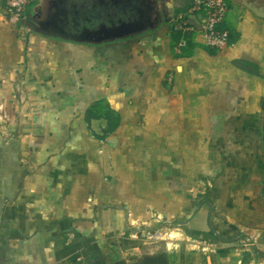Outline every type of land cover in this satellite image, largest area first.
I'll use <instances>...</instances> for the list:
<instances>
[{"label": "crops", "instance_id": "1", "mask_svg": "<svg viewBox=\"0 0 264 264\" xmlns=\"http://www.w3.org/2000/svg\"><path fill=\"white\" fill-rule=\"evenodd\" d=\"M252 1L264 5L227 0L220 51L191 0L165 1L172 21L156 31L101 45L18 32L0 10V264H264ZM179 14L195 30L176 41ZM155 231L178 237L135 238Z\"/></svg>", "mask_w": 264, "mask_h": 264}, {"label": "water", "instance_id": "2", "mask_svg": "<svg viewBox=\"0 0 264 264\" xmlns=\"http://www.w3.org/2000/svg\"><path fill=\"white\" fill-rule=\"evenodd\" d=\"M161 2L162 0H152V7L150 10L147 9L146 11L141 9L139 4L136 3L135 12L137 13L138 19L135 21L119 22L118 25L111 26L102 25L97 29L85 28L76 34L68 33L65 28L61 27L57 22L47 23L45 20H41V16L44 14L42 8L47 10L48 4L52 2H46L42 7L32 11L27 18L21 20V24L44 37L71 40L82 44L101 45L138 38L145 33L156 31L169 14L167 8L164 7L162 9L158 7ZM60 4L64 5V2L62 3L60 1ZM243 5L255 16L264 19V5H261L259 1L244 2ZM60 12H62V15L65 13V11L58 10V12L55 13L56 18H59ZM171 21L172 18H168L165 20V23H170Z\"/></svg>", "mask_w": 264, "mask_h": 264}, {"label": "flooded vegetation", "instance_id": "3", "mask_svg": "<svg viewBox=\"0 0 264 264\" xmlns=\"http://www.w3.org/2000/svg\"><path fill=\"white\" fill-rule=\"evenodd\" d=\"M60 1L64 2V5H61ZM165 1L162 0L163 3H159L158 7L166 8ZM51 2L48 4L49 6L47 5V10L42 8L44 14H42L41 20H45L47 23L57 22L72 34L79 33L85 28L97 29L102 25L111 26L118 25L119 22L135 21L138 19L135 12L136 3L145 11L152 7V0H52ZM58 10L65 11V13L63 12L64 15H62L60 12L61 16L56 18L55 13ZM168 18H171L169 14L162 24Z\"/></svg>", "mask_w": 264, "mask_h": 264}, {"label": "built area", "instance_id": "4", "mask_svg": "<svg viewBox=\"0 0 264 264\" xmlns=\"http://www.w3.org/2000/svg\"><path fill=\"white\" fill-rule=\"evenodd\" d=\"M32 0H0V10L14 25H20L27 18L28 6ZM227 0H191L188 14L196 16L199 29L203 34L206 45L217 50H223L229 45L230 34L220 26L228 14ZM173 31L181 34L193 32L186 15L179 14L173 20ZM157 238V237H156Z\"/></svg>", "mask_w": 264, "mask_h": 264}, {"label": "rangeland", "instance_id": "5", "mask_svg": "<svg viewBox=\"0 0 264 264\" xmlns=\"http://www.w3.org/2000/svg\"><path fill=\"white\" fill-rule=\"evenodd\" d=\"M38 2H40V0H33V4L31 2V4L28 7H33V5L37 4ZM29 12H27V16H28ZM174 24V23H173ZM17 31H26L27 29L29 30V28L25 27L22 24H18L17 25ZM27 32V31H26ZM28 32H32L31 30H29ZM149 33V32H148ZM147 33V34H148ZM177 33V32H174ZM179 34V33H178ZM162 233V234H161ZM158 234V235H157ZM156 235V236H155ZM157 237V238H156ZM178 237V234L171 233L168 234L167 232H159V231H155V232H145L142 235H136L135 238L137 240H142L143 241H149V242H156V241H163L164 239L168 238L170 241H175L176 238Z\"/></svg>", "mask_w": 264, "mask_h": 264}, {"label": "trees", "instance_id": "6", "mask_svg": "<svg viewBox=\"0 0 264 264\" xmlns=\"http://www.w3.org/2000/svg\"><path fill=\"white\" fill-rule=\"evenodd\" d=\"M182 35L181 34H178V33H175L174 34V40H176V41H180V37H181ZM230 41L232 42L233 41V37H231V39H230Z\"/></svg>", "mask_w": 264, "mask_h": 264}]
</instances>
